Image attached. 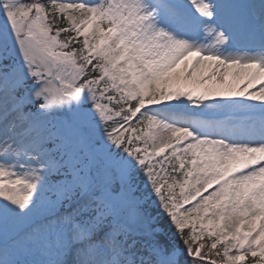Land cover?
Returning <instances> with one entry per match:
<instances>
[{"label":"snow or ice","instance_id":"6c2138e0","mask_svg":"<svg viewBox=\"0 0 264 264\" xmlns=\"http://www.w3.org/2000/svg\"><path fill=\"white\" fill-rule=\"evenodd\" d=\"M0 264H264V0H0Z\"/></svg>","mask_w":264,"mask_h":264},{"label":"rangeland","instance_id":"374dc122","mask_svg":"<svg viewBox=\"0 0 264 264\" xmlns=\"http://www.w3.org/2000/svg\"><path fill=\"white\" fill-rule=\"evenodd\" d=\"M217 99H221V98H217ZM213 101H209L208 103H212ZM167 103V102H166ZM172 103H175L174 101L172 102ZM156 107H162V105H158V106H156Z\"/></svg>","mask_w":264,"mask_h":264}]
</instances>
